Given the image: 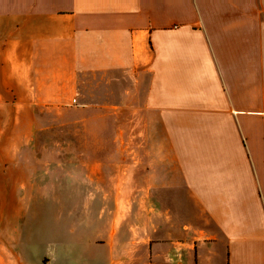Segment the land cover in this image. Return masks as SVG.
<instances>
[{"label":"crops","instance_id":"obj_1","mask_svg":"<svg viewBox=\"0 0 264 264\" xmlns=\"http://www.w3.org/2000/svg\"><path fill=\"white\" fill-rule=\"evenodd\" d=\"M0 264H264V0H0Z\"/></svg>","mask_w":264,"mask_h":264},{"label":"rangeland","instance_id":"obj_2","mask_svg":"<svg viewBox=\"0 0 264 264\" xmlns=\"http://www.w3.org/2000/svg\"><path fill=\"white\" fill-rule=\"evenodd\" d=\"M107 126L108 128L101 131V136H107V137H115V136H120L119 135V131L116 129V115L114 114H110L107 116ZM86 131L81 129V127L79 126H75V128L73 129L72 133L70 131L69 136H74V137H84V136H98V131L94 132V135L92 133V135H90V133H85ZM62 136H68L67 132H64L62 134ZM122 136H130V131L128 129H124L123 130V135ZM139 136V135H137ZM103 149L107 150L106 154H111V152L113 153V150H115V146H107L106 148L102 147ZM110 172V167H107L105 169V176H107V174ZM78 196H82V195H78ZM129 196V195H128ZM163 195H161V203H165L166 204V197L162 198ZM76 199H78L76 197ZM125 200V198H124ZM109 203V202H108Z\"/></svg>","mask_w":264,"mask_h":264}]
</instances>
